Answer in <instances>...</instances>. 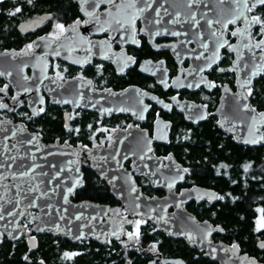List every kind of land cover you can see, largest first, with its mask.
I'll list each match as a JSON object with an SVG mask.
<instances>
[{
  "label": "flooded vegetation",
  "instance_id": "af4514ba",
  "mask_svg": "<svg viewBox=\"0 0 264 264\" xmlns=\"http://www.w3.org/2000/svg\"><path fill=\"white\" fill-rule=\"evenodd\" d=\"M124 2L127 3V0ZM17 7L21 8V12L15 16L8 15ZM139 7H143L142 4ZM263 8L258 7L247 15H259L264 19ZM80 9V0H31V3L28 0H3L0 3V15L12 22L11 26L0 27V55L4 56L0 63L10 68L8 72L5 71L6 76L0 75V89H4L0 92V104L8 106L0 108V126L4 123H19L35 133L39 142L69 145L81 150L83 156L90 148L111 146L118 134L124 136L126 143L135 141L139 146L149 142L155 172H163L169 164L167 158H173L178 167L175 165L168 171L170 179H167L162 176L153 178L152 170H148L147 175L138 173L132 155L126 156L123 166L143 193L159 198L168 192L172 193V201L168 203L165 214L167 219L172 218L173 223L169 227L134 217L131 223L124 226L120 240L108 235L102 242L98 240L102 239L101 236L97 240L87 236L80 239H89L101 246L113 240L127 247L118 250V254L117 251L109 252V258H102L97 264H223V259L231 257L238 260L244 254L247 259L252 257L264 264V249L258 246L264 240V232L255 231L256 222L262 215L257 209H264V139H259L255 144L244 142L253 140L256 135L264 137V119L260 124H254L259 115L264 113V99L258 95L257 90L264 72L253 79L250 85L239 86L234 64L235 52L230 49L236 43L239 28L244 25L243 19H236L227 25L223 36L226 44L220 48L218 59L212 60L208 49L201 52L200 59L192 56L194 42L185 44L184 38L165 32L155 35L159 30L144 27L142 16L134 23L139 46L131 42L123 43L120 39L123 32L100 31V25L91 23L81 24L75 31H68L61 36L57 24H63L65 29H69L77 19H88ZM107 11H112L115 19L127 15H118L107 3L100 4L96 9L98 14ZM163 14L164 11L160 10V15ZM39 15L46 16L41 23L27 29L19 28L22 21ZM104 19L111 17L105 16ZM102 26L108 28L106 23H102ZM214 26L216 33L213 36L217 44L222 41L219 37L222 35L219 27L216 24ZM259 31V26L251 30L250 43L264 38L258 35ZM29 44L33 45L31 50L27 47ZM170 47L175 49L172 51ZM254 52L257 54L261 50L255 49ZM128 57L134 62H128ZM208 64H211L210 68ZM201 68L205 70L200 71ZM248 87L252 89L251 96H248ZM240 90L245 92L249 107L255 109L246 115L244 127L236 114L237 104L242 103V98L238 97ZM102 91L109 95L110 104L116 108L107 111L86 108L85 105L89 103H99L97 97ZM100 102L105 104L104 101ZM227 103L232 108L229 112L226 109ZM184 107L189 110L187 115ZM203 123H208L220 135L217 143L212 140L206 143L216 144L215 149H207V153L212 152L214 156L213 160L207 161L213 177L219 178L222 184L220 190L211 185L199 184L197 177L202 168L197 165L193 154L189 153L188 157L186 149L176 154L171 146L190 136L193 138L198 132L203 133L205 128L200 125ZM163 124L167 133L164 142L159 141L155 133L156 125ZM139 150L136 148L133 152ZM222 164L227 167L221 168ZM246 164L251 165L247 172L244 171ZM83 168L91 171L105 187L108 201L71 197L72 200L104 203L110 207L122 206L110 194L112 181L106 182L96 175L90 165L82 162L81 171ZM184 168L189 171L182 173ZM150 174L151 180L147 177ZM181 174L183 179H180ZM169 184L171 188L167 187ZM195 187L204 188V194L223 196L224 199L203 194L193 196L188 201L179 200L184 190ZM233 191L236 195L231 193ZM242 195L251 206L253 240L250 248L244 244L243 239L230 232L226 222L216 218L229 197L234 200L238 198L242 202ZM37 213L35 209H28L20 221L23 225L21 236L9 241L22 240L26 244L27 262H31L32 256L39 253V244L45 245L50 241L60 248L57 264H66L65 242L75 243L80 240H68L63 233H54L49 228L34 230L33 217ZM126 214L122 208L120 215ZM28 220L29 226L24 225V221ZM134 221H144L139 226V239H129V233L137 230L136 226H132ZM145 226L151 227L153 237L150 243L140 240ZM0 234L6 237L1 231ZM30 238L35 240L34 248L29 242ZM234 244L239 246L236 251L232 250ZM253 248L254 252L250 251ZM35 258L37 264L43 262L40 257Z\"/></svg>",
  "mask_w": 264,
  "mask_h": 264
},
{
  "label": "water",
  "instance_id": "95a60500",
  "mask_svg": "<svg viewBox=\"0 0 264 264\" xmlns=\"http://www.w3.org/2000/svg\"><path fill=\"white\" fill-rule=\"evenodd\" d=\"M161 5H163V7H161ZM155 9L162 11L167 9V14L164 12L163 15H160L161 23L159 24L155 23L157 19ZM240 11H244L242 6L232 3L231 0H224L223 3L221 0H201L198 6H193L191 9L187 7V0H154L152 8L144 12L141 18L143 26L148 30H159V32H165L167 34L177 32L180 33V35H178L180 38H184L185 44L189 41L194 42L195 48L191 50V53H194L192 56L195 58L199 56L201 52L208 49L210 51L209 58L217 60L220 53V45L226 44V40H223L226 27L231 23L230 21L236 20V16ZM192 12L196 13V20L199 21L195 26L191 20ZM177 13H179L180 22L172 23L171 21L176 18ZM45 17L44 15H39L24 20L19 24V28H31L41 23ZM208 20L213 21L211 28L208 26ZM214 24L219 27L220 35H222L219 36L222 41H218L217 44H215L213 36L214 33H216ZM244 29L245 23L237 32L238 36L236 43H233L231 46V48H235L234 52L236 59L234 64L237 68L240 87L251 75L254 66L261 62L260 57L262 55L261 52L253 55L252 52H249V50L244 47L245 44L251 41V37H249L247 32H244ZM240 33H243V35ZM204 44L208 45L207 49L203 47ZM170 49L173 51L175 48L170 47ZM211 49L215 50L213 51ZM2 56L3 55H0V62L2 61ZM5 65L4 63H0V67H2L0 68V73L6 76V72H8L10 68L5 67ZM263 72L264 71L260 74ZM259 75L253 77L252 80ZM239 96L242 98V103L237 104L236 114L238 116V121L240 124L243 122L241 125L244 127L246 115L248 113H253V111L243 109V105L248 104V100L243 98L246 97L243 90L239 91L238 97ZM97 99L99 101L98 104L93 102L85 105V107L98 108L99 111H107L109 108L114 110V108H116V106L114 107L110 104L109 95L104 91L98 93ZM100 101H104L105 104ZM227 104L226 109H228L229 112L232 108L229 103ZM184 110L187 115L189 110L185 107ZM239 115H241L240 117H242V120ZM193 122H196V120ZM256 122L259 124L262 122L261 115H259L257 121H254V124ZM13 133H15V135H13ZM155 133L159 141L164 142L167 140L164 124L156 125ZM33 137H35V141L29 144L28 141L32 140ZM259 138L261 137L256 135L253 139ZM114 139L115 142L111 146L90 148L86 151V155L83 156L80 153L81 150L69 145L51 142L50 144H43L39 142L40 139L35 133L30 132L19 123H4L1 125L0 153H2V155H0V164H4L5 167L0 169V172L7 176L8 179L0 181V192L5 191L3 185H8L9 190L6 194V200L10 202L5 203L4 201H0V205H2V207H0V214L5 216L4 220H0V231L8 240H17L21 236L23 230V225L20 222L21 218L30 208L38 211L33 217L35 221L34 230L38 231L37 229L49 228V230L54 233H63L66 238L71 241H77L86 236L97 240L98 237L101 236L102 239L98 240L102 242L107 235L113 239H117V236L113 235V233H116L119 237L122 236L124 226L131 223L134 217L145 218L151 220L154 224H161L163 226L168 225L171 227L169 224L173 223L172 218L167 219L165 213H167L168 203L172 201V193L168 192L164 197L160 198L147 196L137 186L130 172L125 170L123 161L126 156L130 154L135 162L138 173L142 172L147 175V171L152 170V172H154L153 178L154 176H162V178L167 177V179H170V172L168 171L173 169L176 165L175 161L169 156L171 159L167 161V163H169L167 164L168 167L166 166L167 168H164L163 172H155L154 162H152V156L149 151V149H151L149 142L146 144L141 143L139 146L134 143L135 141L126 143L122 134H118ZM5 145L7 146V151H5ZM136 148H140L141 151L139 150L134 153L133 151H135ZM6 157H16V159L13 162L5 159ZM141 157L144 158L141 159ZM82 162L83 164L90 165L91 169L96 172V175L106 180V182L109 183L112 181L110 184V194L114 196L115 200L120 201L122 206L110 207L104 203L99 204L86 200L74 201L71 199L74 191L78 190L83 184V173L80 169ZM9 163L12 164L11 169L7 167ZM33 166H36L35 172L31 173L29 176L17 179L12 178V173H20ZM147 177L150 180L152 179L151 174ZM77 181H79V183H77ZM14 184L22 185L25 191L21 192L18 196L17 189L11 187ZM31 186H38L40 191L27 193V188ZM167 187L169 188V186ZM69 188H72L70 194L67 191ZM133 188H135L136 191H133ZM205 191L204 188L200 187L186 189L182 192L184 195L180 194L179 200L188 201L189 198L193 196H202ZM41 193H47V195L41 196ZM65 196H67V202L65 201ZM36 197L40 198L36 199ZM17 198H21L22 200L19 207L14 206ZM33 200H35V207L30 206V202ZM122 208L127 212L125 216L120 215V210ZM10 211L16 212L17 215L15 217L8 216L7 213ZM20 213H23V215H20ZM77 217H79V219H77ZM77 237L81 238L78 239ZM262 241L258 243V246ZM215 257L216 256H212V258ZM234 259L229 257L228 259H223V261L220 259V261L223 264H238L237 261L243 264H251L254 260L256 264H261L258 263L257 259L252 257L247 259L245 254L238 260Z\"/></svg>",
  "mask_w": 264,
  "mask_h": 264
},
{
  "label": "trees",
  "instance_id": "16d2710c",
  "mask_svg": "<svg viewBox=\"0 0 264 264\" xmlns=\"http://www.w3.org/2000/svg\"><path fill=\"white\" fill-rule=\"evenodd\" d=\"M11 25V19L0 15V27H8ZM259 82L260 83L257 88L258 95H261V98L264 99V77L260 78ZM200 125H203L201 128H205L203 133L198 132L193 138L190 136L189 139L171 146L176 154L178 152L183 153L185 149L188 157L189 153H191V155L193 154L197 165L202 168L200 169L197 177L199 184H203V186L211 185L217 190H220V185L222 186V184L219 183V178L213 177L209 167V162L207 161L208 159L209 161L214 159L212 152L207 153V149L210 147L215 149L216 144H206L207 140H212L217 143L216 140L220 137V135L218 132L213 130L208 123ZM82 172L84 184L80 189H78V191H76V193L72 196V199H88L90 201L98 202L108 201V193L106 192L105 187L102 186L101 182L96 179L95 175L85 168L82 169ZM231 193L236 195L235 191ZM216 218L217 220L220 219L223 222H226V227L230 229V232L235 233L238 237L243 239L244 244L250 248L253 240V233L251 230V206L250 203H247V199L243 197V195L242 202L238 201V198L234 200L233 197H229ZM144 228H146V230H144ZM144 228L140 234V238H142L140 240L150 243L153 237V234H151V227L145 226ZM48 242H46L45 245H42V243L39 244V253H35V256L40 257L44 264H57L60 248L53 245L52 242ZM44 247H46V249H43ZM122 249H127V247H123L113 240L106 243L104 246H101L89 239H83L75 243L67 241L65 242L66 252L75 253L74 251H83L81 253H77V255H74L71 259H66V264H97L102 258H109V252L117 251L116 254H118V250ZM250 251L254 252V248ZM116 254H113V256H116ZM25 255L26 244L22 240L11 242L0 234V264H37L35 262V256H32L31 262H27V260L24 259Z\"/></svg>",
  "mask_w": 264,
  "mask_h": 264
},
{
  "label": "snow or ice",
  "instance_id": "6c2138e0",
  "mask_svg": "<svg viewBox=\"0 0 264 264\" xmlns=\"http://www.w3.org/2000/svg\"><path fill=\"white\" fill-rule=\"evenodd\" d=\"M3 0H0V3H2ZM29 3H31V0H28ZM221 2L223 3L224 0H221ZM232 3L237 4L242 6V8L244 9V11H240L239 14L236 16V19H243L244 23H245V29L244 32H247L249 34V37H251V30L257 26H259V33L258 35H260L261 37H264V19L261 18V16L259 15H252V16H248L246 15V13H252L254 12L258 7H264V0H231ZM81 3V12L88 17V19L81 21L80 19H77L73 25H71L69 27V29H65V26L63 24H57L56 28L60 30V35L63 36L65 35L68 31H75V29L80 26L81 24H94V25H100V31H108L111 30L112 32H123V35L120 37V39L122 40L123 43H133L136 44L137 46H139V41L136 40L135 38V32H134V23L136 19H139L144 12H146L148 9L152 8V4L154 3V0H127V3L124 2V0H80ZM102 3H107L109 5H111V9L114 10L118 15L121 13H126V17L122 18V19H115V17L112 16V11H107L106 13H97L96 9H98L100 7V4ZM201 3V0H187V7L189 9H191L193 6H198ZM143 5V7H139V5ZM161 7H163V5H161ZM21 12V8L17 7L15 8V11L13 12H9L8 15L10 16H15L17 13ZM156 12V17L157 19L155 20L156 24L161 23V18H160V10L159 9H155ZM165 14H167V9H164ZM111 17V19H104V17ZM191 20L195 26V24H198L199 21L196 20V13L192 12L191 13ZM172 23H179V13L176 14V18L171 21ZM232 23L235 22V20L230 21ZM102 23H106L108 24V28H104L102 26ZM213 24L212 20H208V26L209 28H211ZM143 31V29L141 30ZM162 33L157 31L155 33V35H161ZM171 35H180V33L177 32H172L170 33ZM237 33H233V35H236ZM241 35H243V33H240ZM57 39H59V37H56ZM115 38V37H113ZM95 46V45H93ZM221 47H223L224 45L221 44ZM28 49L31 50L33 45L29 44ZM203 47L205 49L208 48L207 44H204ZM245 48H247L249 50V52H252L253 55H255L254 50L255 49H259L261 50V57H260V63L256 64L254 66V70L251 72V75L246 79L245 83L243 85H241L242 87L248 86L251 84V80L253 77L259 75L262 71H264V38H261L259 40H256L255 43H248L244 45ZM231 51H235V48H231ZM90 51V49H89ZM57 55H59V53H56ZM197 59H200L201 57L198 56L196 57ZM128 62H134L132 60L131 57L127 58ZM208 68L211 67V64L207 65ZM204 68H201L200 71H204ZM121 71H123V68H121ZM0 75H2V73H0ZM90 83V82H89ZM197 87H199V85H196ZM213 87L215 85H212ZM189 87H191V85H189ZM4 89H0V92H3ZM252 95V89L251 87H248V96ZM244 99H247V97H243ZM15 99V98H14ZM153 99H155V97H153ZM68 102V101H65ZM8 106L5 104H0V108H7ZM165 107H168L167 105H165ZM243 109L244 110H248V111H255V109H250L248 104H244L243 105ZM146 110V109H145ZM40 111L42 112L43 109L41 108ZM34 114H36L34 112ZM261 115V119H264V113L260 114ZM72 117H68V119H71ZM141 119H143V116L140 117ZM201 119H203L204 117H200ZM223 126V125H221ZM67 127V125H66ZM91 127V126H90ZM71 131V129H69ZM78 131V130H77ZM13 135H15V133H13ZM259 139H264V137H261ZM259 139H253V140H245V143H258ZM35 141V137L32 138V140H29L28 143L31 144ZM5 151H7V146L5 145ZM15 147V146H13ZM151 149H149L150 151ZM0 155H2V153H0ZM144 157H141V159H143ZM5 159L7 160H11V161H15L16 157H6ZM34 159V157H33ZM167 159H171V157H168ZM5 165L4 164H0V169L4 168ZM7 167L9 169H11L12 164L9 163L7 165ZM35 167L33 166L32 168L20 172V173H12V178L13 179H17L20 177H24V176H29L31 173L35 172ZM221 168H225L227 167V165H220ZM251 167L250 164H246L244 166V171L247 172L249 170V168ZM189 170L187 168L182 169V173H187ZM219 172V170H217ZM59 175V174H57ZM8 177L5 176L2 172H0V181H4L7 180ZM180 179H183V175H180ZM77 183H79V181H77ZM169 188L172 187L171 184L168 185ZM11 187H15L17 189V195L19 196V194L21 192H24L25 189H23L22 185H12ZM75 187V185H74ZM3 188L5 191L0 192V201H4L5 203L10 202L8 200H6V194L7 191L9 190V186L8 185H3ZM40 189L38 186H31L29 188H27L26 192L27 193H32V192H39ZM68 193L70 194L72 192V188H69ZM133 191H136L135 188H133ZM43 195H47V193H41V196ZM181 195H184L183 193H181ZM204 195H208L211 196L212 198L215 199H220L223 200L224 197L223 196H215L214 194H204ZM40 197H36V199H39ZM203 198V197H201ZM65 201L67 202V196H65ZM22 202L21 198H17L15 200V207H19L20 203ZM30 206L35 207V200L30 202ZM180 205H177V207H179ZM0 207H2V205H0ZM258 212H260L261 215V219L257 220L256 222V227H255V231L256 232H264V209H257ZM8 216H13L15 217L17 215L16 212L14 211H10L7 213ZM20 215H23V213H20ZM5 216L3 214H0V220H4ZM77 219H79V217H77ZM163 219V218H162ZM144 221H137L136 223V232L135 233H129V239H132L133 237H135L136 239H139V226L141 223H143ZM166 222V221H165ZM38 231L41 229H37ZM11 235V234H10ZM113 235L117 236V239H119V236L116 233H113ZM17 238V237H14ZM78 239L81 237H77ZM189 239H192V237H189ZM30 243L31 246L34 248L35 245V240L34 238H30ZM155 247V245H153V248ZM238 245L234 244L232 245V250L236 251L238 250ZM260 248L264 249V241H262L259 245ZM74 255H77V253H68L65 252L64 253V258L66 259H71ZM25 260L28 259L27 256L24 257ZM41 264H43V262H41ZM251 264H256V262L253 260L251 262Z\"/></svg>",
  "mask_w": 264,
  "mask_h": 264
},
{
  "label": "rangeland",
  "instance_id": "374dc122",
  "mask_svg": "<svg viewBox=\"0 0 264 264\" xmlns=\"http://www.w3.org/2000/svg\"><path fill=\"white\" fill-rule=\"evenodd\" d=\"M28 223H29V220H28V221H24L23 224L26 225V226H29ZM132 226H133V227L136 226V221L133 222V225H132Z\"/></svg>",
  "mask_w": 264,
  "mask_h": 264
},
{
  "label": "bare ground",
  "instance_id": "6f19581e",
  "mask_svg": "<svg viewBox=\"0 0 264 264\" xmlns=\"http://www.w3.org/2000/svg\"><path fill=\"white\" fill-rule=\"evenodd\" d=\"M121 238H122V237L120 236V237H119V240H120ZM237 263H238V264H243L242 262H239V261H237Z\"/></svg>",
  "mask_w": 264,
  "mask_h": 264
}]
</instances>
